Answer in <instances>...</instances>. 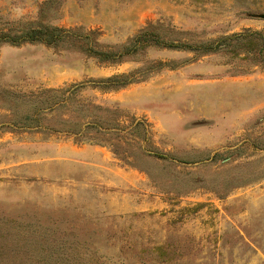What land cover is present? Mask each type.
<instances>
[{"label": "rangeland", "instance_id": "1", "mask_svg": "<svg viewBox=\"0 0 264 264\" xmlns=\"http://www.w3.org/2000/svg\"><path fill=\"white\" fill-rule=\"evenodd\" d=\"M38 19L146 37L0 43V264H264V0H0Z\"/></svg>", "mask_w": 264, "mask_h": 264}, {"label": "trees", "instance_id": "2", "mask_svg": "<svg viewBox=\"0 0 264 264\" xmlns=\"http://www.w3.org/2000/svg\"><path fill=\"white\" fill-rule=\"evenodd\" d=\"M48 1H44V4H47ZM41 13L40 16H43V5L40 6ZM145 33L141 32L134 38V42L129 46H126L123 50L114 51V50H103L96 46L90 39L89 35L81 37L80 35L73 32L71 28H63L57 25L49 24L41 19L37 21H31L23 24L19 28H8L6 30L0 29V43L9 42L12 44H20L22 42H34L40 41L48 44H59V43H73V39L80 40L78 47L87 53L92 55L97 59L104 61H116L123 54L129 53L138 48L137 43L140 41V38L145 39ZM87 38V40H82ZM148 38L145 40V43H148ZM154 43H163L168 46H182V47H191L190 44L183 42H174V41H164L160 42L159 40H154ZM144 44V43H143ZM207 49L211 46L206 45ZM109 83L113 85H123L129 82V79L125 75H113L108 77Z\"/></svg>", "mask_w": 264, "mask_h": 264}, {"label": "crops", "instance_id": "3", "mask_svg": "<svg viewBox=\"0 0 264 264\" xmlns=\"http://www.w3.org/2000/svg\"><path fill=\"white\" fill-rule=\"evenodd\" d=\"M88 147H89V146H86L85 148L87 149ZM85 148H80V147L78 148V147H75V150H76V151H79L80 149H85ZM81 151H82V150H81Z\"/></svg>", "mask_w": 264, "mask_h": 264}]
</instances>
